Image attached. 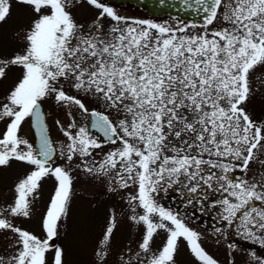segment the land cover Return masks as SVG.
<instances>
[{"label":"snow or ice","instance_id":"obj_1","mask_svg":"<svg viewBox=\"0 0 264 264\" xmlns=\"http://www.w3.org/2000/svg\"><path fill=\"white\" fill-rule=\"evenodd\" d=\"M14 2L31 21L17 33L21 50L0 59V82L19 69L0 99V168L15 161L28 170L11 200L0 199V236L10 252L0 264H65V250L54 241L69 214L74 173L119 197L107 209L93 264H110L114 255V264H177L185 245L196 264H218L190 226L213 210L216 223L235 225L264 247V122L247 109L264 86L256 75L264 68V0H174L179 12L198 19L164 22L121 16L107 0ZM12 7L13 0H0V23ZM77 8L93 14L91 23L76 19ZM50 97L91 117L90 128L56 121L66 138L63 164L56 163L41 108ZM89 99L105 111H90ZM29 120L35 146L21 135ZM49 178L54 185L40 236L14 221L32 218ZM171 193L175 206H166L161 201ZM122 223L135 227L139 239L116 253Z\"/></svg>","mask_w":264,"mask_h":264},{"label":"rangeland","instance_id":"obj_2","mask_svg":"<svg viewBox=\"0 0 264 264\" xmlns=\"http://www.w3.org/2000/svg\"><path fill=\"white\" fill-rule=\"evenodd\" d=\"M107 3L109 2L107 1ZM111 6H113L121 16L145 19L141 17L143 11L135 8L134 5L130 3L111 4ZM74 15L80 22L91 23L90 16L93 14H90L86 9L77 8ZM30 21L31 16L25 7L16 4L13 0L11 16L6 22L0 23V59L9 58L14 53L21 50L22 44L19 42L20 36H18L17 33H19L21 29L28 27ZM256 73L257 76L264 78V68H258ZM18 75L19 69L14 68L13 71L9 72L8 79L0 82V99L3 98ZM66 91H68L70 95H76L71 89L66 88ZM84 103L89 109L94 108L99 111H105L103 107L90 99L84 100ZM41 105L44 111L49 136L54 147L57 149L56 163L63 164L64 162L59 159V149L66 138L63 137L60 132L56 121L59 120L65 126L71 122H75L78 127L85 126V116L75 107L66 108L57 104L54 97L47 98ZM247 106L249 111L257 109L261 111L264 108V86H260V91L253 95ZM69 112L72 113L71 116ZM21 135L32 143L33 136L28 121L24 123ZM109 148V145H105L102 150H96L97 153H100L96 158L99 159L103 152L108 151ZM27 170V166L15 161L11 162L8 167L0 168V199L6 198L9 201L11 200L14 195L11 189L15 182L21 178ZM74 176V194L69 205V214L67 218L62 221L60 229L61 235L54 243L64 248L65 264H93V249L105 225L107 209L110 205L116 203L119 197H110L99 182L90 181L83 173L79 175L74 173ZM53 185L54 181L51 178L43 182V186L39 192V199L35 201L33 206L34 212L32 218L29 220H24L23 218L16 219L14 223L17 226L31 231L36 235H43L40 227L41 217L47 210V205L53 191ZM163 200L161 202L166 204ZM190 226L200 232L202 246L218 261V264H229V261H232L233 264H258V261H254L251 258L250 253L252 252H254L257 257L264 258V253L262 251L240 243L241 239L251 244L253 242L241 237L235 225L231 226V230L237 238L241 239L239 242L231 241L228 243L224 241L226 238L224 231L223 234L214 233L212 227L202 222L195 221V219ZM223 227L224 226H221L222 230ZM136 231L135 227H129L127 223H122L120 225L113 241L116 253H119L121 249L126 248L130 244H132L133 247L135 246L133 242L139 239L136 235ZM159 243L160 238H157V244ZM230 244L236 246L235 250L229 248ZM8 254H10L8 250V241L4 236H0V256L7 257ZM117 258L118 257L114 255L110 260V264H114ZM177 264H196L194 257H192L191 253L187 250L186 245L180 250V254L177 257Z\"/></svg>","mask_w":264,"mask_h":264},{"label":"flooded vegetation","instance_id":"obj_3","mask_svg":"<svg viewBox=\"0 0 264 264\" xmlns=\"http://www.w3.org/2000/svg\"><path fill=\"white\" fill-rule=\"evenodd\" d=\"M109 5H111L112 3H108ZM135 8H139L141 9V7L134 5ZM142 18L145 19H149V20H155L158 22H164L166 20H169L170 17H172V15L167 14V13H163L161 15H152V14H142L141 15ZM257 74V73H256ZM248 109V106H247ZM264 109V108H263ZM263 109L260 111V109L257 110H252L248 112L249 114L252 116V119L257 121V122H263V117H264V111ZM85 125H86V118H85ZM95 135H97L96 133H94ZM175 198V193H171L169 195V197L164 198L165 200H163V202H166L165 205H169L172 204L173 206H175V204L173 203V200ZM216 214V210H213L211 213L205 214V215H199L197 214V216L194 218L195 221H199L200 223L202 222L203 224H206L207 226H210L214 229V227H223V231H224V235H225V242H239L241 238H237L233 231L231 230V226H227L225 222H220V223H216V221L213 219V217ZM241 244H246L245 246H249V247H253L256 250L262 251L264 253V247H261L260 244L258 242H253L252 244L250 242L244 241L241 239Z\"/></svg>","mask_w":264,"mask_h":264},{"label":"water","instance_id":"obj_4","mask_svg":"<svg viewBox=\"0 0 264 264\" xmlns=\"http://www.w3.org/2000/svg\"><path fill=\"white\" fill-rule=\"evenodd\" d=\"M108 1H111L114 3H130V4L137 5V6H142L145 12H147L148 14H152V15H161L163 13H167L172 16L180 15L181 19L183 20L198 19L196 16L191 15L189 13L179 12L178 7L174 3V0H164L163 4H161L160 0H108ZM169 4H172L173 6L168 7ZM89 110L91 111L93 109H89ZM42 112H43V109H42ZM43 115H44V112H43ZM90 122H91V117H86V125L89 128H90ZM29 126L31 127V132L33 135V145L35 146L39 142V137L37 135L36 130L31 126L30 120H29ZM96 134L99 135L98 133Z\"/></svg>","mask_w":264,"mask_h":264}]
</instances>
